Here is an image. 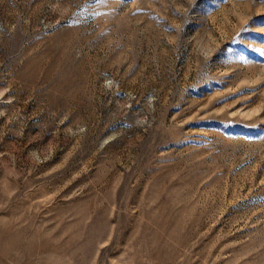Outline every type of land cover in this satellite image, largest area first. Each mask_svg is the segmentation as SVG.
Returning <instances> with one entry per match:
<instances>
[{
  "label": "rangeland",
  "instance_id": "rangeland-1",
  "mask_svg": "<svg viewBox=\"0 0 264 264\" xmlns=\"http://www.w3.org/2000/svg\"><path fill=\"white\" fill-rule=\"evenodd\" d=\"M0 264H264V0H0Z\"/></svg>",
  "mask_w": 264,
  "mask_h": 264
}]
</instances>
